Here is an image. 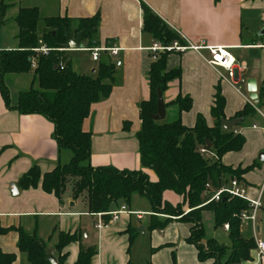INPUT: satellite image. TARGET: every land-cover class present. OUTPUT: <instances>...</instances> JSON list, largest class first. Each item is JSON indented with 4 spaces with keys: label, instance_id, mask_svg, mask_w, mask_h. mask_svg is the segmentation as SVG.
Returning <instances> with one entry per match:
<instances>
[{
    "label": "crops",
    "instance_id": "0c3cea01",
    "mask_svg": "<svg viewBox=\"0 0 264 264\" xmlns=\"http://www.w3.org/2000/svg\"><path fill=\"white\" fill-rule=\"evenodd\" d=\"M140 1L176 31L187 46H219L235 52H229L236 61L231 77L223 69L207 64L209 54L204 49L197 52L187 49L170 55L167 70L179 68L181 76L178 82L169 83L162 99L164 105L179 94L191 99L192 106L188 112L179 113L176 106L165 107V116L170 112L174 121L179 119L187 128L193 127L198 116L204 118L207 126L212 125L209 112L217 88L225 99V120H231L246 104L255 109V115L246 118L237 129L245 140L243 148L226 154L222 159L224 165L233 168L258 164L243 176L242 184L246 187L247 196L254 199L264 179V163L258 161L259 154L264 152V118L258 113L264 111V35H259L264 26V0H55L57 17L89 18L99 13L98 47L115 45L119 49L115 57L101 53L96 62L90 58L91 64H87L79 74L86 76L90 72L94 76L100 61L116 65L109 97L93 104L82 124L83 131L91 133L90 165L140 169L136 140L140 128L137 105L149 98L147 75L154 59L149 49L155 43L151 36L141 31ZM42 29L37 30L39 35ZM81 44L83 46L79 50L64 52L70 61V54L88 53L85 43ZM251 80L255 81L256 102L249 98L247 91V82ZM52 132L53 126L40 116L20 115L7 110L0 96V150L5 148L0 154V228L20 226L29 231L33 222L32 231L36 227L37 237L54 256L59 232H84L86 237L82 238V245L97 247V255L90 264L132 262L130 252L133 243L130 245L128 236L124 234L130 226L128 215H120L122 217L119 216L108 228L96 229L97 216L89 215L86 206L84 210H77L78 200L72 201L69 194L59 204L53 195L45 194L39 187L19 188V179L32 166H38L44 173L57 165L60 154ZM146 173L152 178L150 171ZM12 184L16 195L11 193ZM168 199L171 202L177 200L173 196H168ZM41 222L48 224L45 238L39 234ZM256 228L258 232L259 227ZM90 229L95 231L93 237ZM248 229L250 237H253L250 223L243 225L242 234ZM188 232V225L177 222L169 224L162 232H154L152 245L160 249L152 254V263L172 264L171 253L175 251L176 264H208L199 263L195 249L184 243ZM17 239L15 232L0 235V251L16 256L12 264H20L24 260L18 251ZM78 248V243H72L64 250L67 256L65 264L76 261ZM250 256L251 260L243 264H251L253 251Z\"/></svg>",
    "mask_w": 264,
    "mask_h": 264
},
{
    "label": "trees",
    "instance_id": "16d2710c",
    "mask_svg": "<svg viewBox=\"0 0 264 264\" xmlns=\"http://www.w3.org/2000/svg\"><path fill=\"white\" fill-rule=\"evenodd\" d=\"M12 0H0V26ZM142 25L141 31L148 34L154 42L168 46L178 43L186 47L181 36L161 20L147 5L139 2ZM40 20L36 8H21L14 22L17 27L16 49H0V96L7 110L20 115H37L53 126L52 138L58 153L68 151L70 159L48 172L42 173L38 166H32L18 181L21 190L37 189L53 195L62 204L67 183L71 182V199L77 201L85 197V206L89 215L102 214L107 222L110 212L121 207L128 208L133 195L147 201L149 221L147 230L162 232L173 222L189 226L184 243L192 246L199 263L243 264L251 260L250 253L255 248L253 237L242 234L241 214L249 213L246 200L230 197L222 193L218 201H209L219 189L230 185L231 181L243 184V176L258 164L245 168L230 167L223 164L226 154L241 151L244 138L237 132L246 118L255 115V109L244 105L232 119H241V123L230 132L220 129V121L225 119L223 110L225 99L219 88L213 96L210 118L207 126L203 117L198 116L193 127L183 126L178 119L169 124H158L151 116L155 113L156 90L161 95L169 83L179 81V68L167 70V60L175 52L159 51L153 54L147 80L149 98L138 103L140 128L136 133L140 169H117L105 165H90L91 133L82 129V124L90 114L93 104L109 97L112 89L116 65L112 62H98L95 75H79L72 70L71 61L65 55V30L71 37L82 32L81 43L86 48L99 46L96 38L100 22L99 13L89 18L72 19L68 17L42 18V33H37ZM48 49L46 54L37 52L40 46ZM32 73L37 88L17 94L14 105L10 104L9 91L4 83L6 75ZM176 106L179 113L188 112L192 102L187 96L178 95L166 106ZM200 149L207 153L201 154ZM5 150L2 148L0 154ZM155 176L152 180L146 173ZM168 196L177 200L171 202ZM187 210V212H185ZM130 211V210H129ZM132 212V211H130ZM209 214L213 229H222L230 246L218 243L209 237L203 226V216ZM227 225L228 229L224 230ZM15 232L18 236L17 247L24 260L20 264H48L44 251L46 244L37 237L36 227L27 234L22 227L0 228V235ZM124 234L131 245L136 231L127 226ZM82 234L78 232H59L54 245L58 264H65L64 250L72 243H78V254L73 264H90L97 255L95 245L84 246ZM14 254L0 251V264H12ZM171 262L176 264L174 252ZM127 264H135L128 262ZM152 264V263H146Z\"/></svg>",
    "mask_w": 264,
    "mask_h": 264
},
{
    "label": "rangeland",
    "instance_id": "374dc122",
    "mask_svg": "<svg viewBox=\"0 0 264 264\" xmlns=\"http://www.w3.org/2000/svg\"><path fill=\"white\" fill-rule=\"evenodd\" d=\"M54 1L55 0H12L10 2V6L6 11L3 20V25L1 26L0 29V49L17 48L16 36L18 30L14 22V18L16 17L19 9L36 8L38 10L40 20L37 23V30L39 31L43 27V23L41 21L42 18L58 16L57 13L58 9L54 5ZM82 46L83 45L81 44L80 48H82ZM229 52L231 54H235V52L232 51ZM70 58H71L72 70L77 74H81V72L87 68L86 67L87 64H91L90 56L88 55V53L82 55L70 54ZM86 76L92 77L93 75L90 74V72H87ZM33 80H34V75L32 73L22 74V75H6L4 77V83L8 88L9 99L12 105H14L16 102V97L18 92L28 90L31 86L33 88H37L36 82L34 81L32 83ZM169 113L170 112H168L167 115L162 120H159L157 123L169 124L173 122L174 119L172 115H170ZM69 159H70V153L68 151H62L59 156V164L61 165L66 164L68 163ZM150 173L152 174L151 179L154 180L155 176L153 175L152 172ZM258 190H260V187L257 188V191ZM70 193H71V182L67 183L66 185V191L64 197H66L68 194L70 195ZM260 205H261V209H259L255 215V227L256 226L259 227V231L256 232L257 238L259 240H264V189L262 191V195L260 198ZM84 206H85V197H82L81 199L78 200L77 210H84ZM129 210L132 211L133 213L136 212L140 213L139 211L144 212V215H142L140 219H137L136 214L128 215L130 226L133 230L136 231V236L131 246V252H130L131 261L138 264L152 263L151 260L152 254L154 252L159 251L160 247L154 248L152 245L154 232L157 231L150 232L147 230V224L149 221V217H148L149 213H145L149 211L147 201L144 198L135 194L131 197ZM185 212H187V210H185ZM247 224L249 225V222L246 221L243 222V225H247ZM47 226H48L47 223L41 222L39 234L42 236V238H45L46 231L48 230ZM203 226L206 231V234L209 237L214 238L218 243L224 246L227 247L230 246V242L226 233L220 228L213 229L211 216L209 214H204ZM29 228H31L29 229V231H25L27 234L32 233L33 222L31 223V226ZM139 229H143L144 232L142 231L138 232ZM89 232L91 233L90 236L93 237L95 231H92L90 229ZM243 236L250 238V230L249 229L245 230V232H243ZM82 238H83V234H82ZM47 248L50 249L49 247ZM174 254L176 255L175 251Z\"/></svg>",
    "mask_w": 264,
    "mask_h": 264
},
{
    "label": "built area",
    "instance_id": "2783aa9c",
    "mask_svg": "<svg viewBox=\"0 0 264 264\" xmlns=\"http://www.w3.org/2000/svg\"><path fill=\"white\" fill-rule=\"evenodd\" d=\"M187 49H190L196 52L202 49L206 50L209 54V59L206 61L207 64L213 68H221L225 72L228 73L229 77L232 76L233 68L236 64V61L234 57L229 53L228 49L225 47H219V46L195 47L191 45L189 46L186 45V47H184V46L179 45L176 42L168 46H162L155 42L153 43L149 51L153 54L159 51L182 53ZM36 51L46 54L48 49H46L45 46L41 45L40 48L37 49ZM85 51L89 53L91 60L96 62L99 60L101 53H108L110 56L115 57L118 54L119 49L115 45H111L108 47L86 48ZM258 113L264 118V111L263 112L258 111ZM199 152L201 154L207 153L204 149H200ZM263 189H264V179H263L262 184L260 185V190H258L256 193V197L254 199H250L247 196L246 187H244L242 184L237 183L236 181H231L229 186L217 190L209 199V201H218L220 198V195L222 193H225L229 195L230 197L240 198V199L246 200L249 203V207H250L249 213L241 214L240 219L242 220V222L246 221L250 223L251 230L253 233L255 248L253 250V258H252L251 264H259L261 262L264 263V240H259L256 238L257 228L255 227V215H256V212L260 208V198H261ZM125 209H126L125 207H121L117 211L110 212L108 214L110 218L107 222H104L102 220V214L95 215L98 218L95 228L105 229V228L110 227V225L115 223L118 220L119 216L122 214H127V215L136 214V217L138 219H140V217L144 215L142 213H133ZM223 228L224 230H227L228 226L225 225Z\"/></svg>",
    "mask_w": 264,
    "mask_h": 264
},
{
    "label": "water",
    "instance_id": "95a60500",
    "mask_svg": "<svg viewBox=\"0 0 264 264\" xmlns=\"http://www.w3.org/2000/svg\"><path fill=\"white\" fill-rule=\"evenodd\" d=\"M260 36L264 35V26L262 30L259 33ZM65 44L63 45L64 51H75L81 49V37L82 32L77 33L74 37H71L67 30H65ZM119 64V63H118ZM247 91L249 93V98L256 102V95H255V81L251 80L247 82ZM156 109L155 113L151 116L152 120L155 122H158L159 120H162L165 117V105L162 99V95L159 90H156V103H155ZM241 123V119H231V120H225L222 119L220 121V129L225 132H230L234 127L238 126ZM259 163H264V152L260 153L258 156ZM11 193L13 195H16L17 191L15 186L12 184L11 186ZM139 231L144 232L143 229H139ZM83 237L85 238L86 235L83 232ZM45 260L48 264H58L56 257L53 255L52 251L48 248L44 251Z\"/></svg>",
    "mask_w": 264,
    "mask_h": 264
}]
</instances>
